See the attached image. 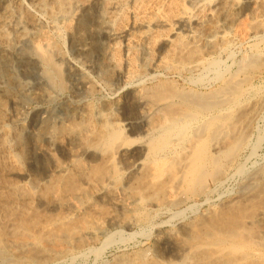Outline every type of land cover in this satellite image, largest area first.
Returning a JSON list of instances; mask_svg holds the SVG:
<instances>
[{
  "label": "bare ground",
  "instance_id": "6f19581e",
  "mask_svg": "<svg viewBox=\"0 0 264 264\" xmlns=\"http://www.w3.org/2000/svg\"><path fill=\"white\" fill-rule=\"evenodd\" d=\"M263 72L264 0H0V263L264 264Z\"/></svg>",
  "mask_w": 264,
  "mask_h": 264
},
{
  "label": "rangeland",
  "instance_id": "374dc122",
  "mask_svg": "<svg viewBox=\"0 0 264 264\" xmlns=\"http://www.w3.org/2000/svg\"><path fill=\"white\" fill-rule=\"evenodd\" d=\"M29 45V43H28ZM27 46V42L22 44L21 48H20V51L23 52V47ZM28 47V48H27ZM25 47V51L24 52H27L29 50V46ZM230 63V62H229ZM231 64V63H230ZM258 82V83H257ZM255 83L258 85L259 88H261L262 90V96H264V72L262 74H260L256 79H255ZM264 99V97H262V100ZM264 102V100H263ZM264 111V103H263V110ZM263 115H261V125H260V129L259 131H257L254 136V143H257L256 140V137H258V135L261 137V140H260V145H259V148H258V154L255 158H253L252 160H245L243 162H248L246 163L247 165V168H253L257 165H261L263 164L264 162V112H262ZM263 124V125H262ZM261 131V132H260ZM260 132V133H259ZM262 142V143H261ZM263 149V150H262ZM262 155H260V154ZM257 159V161H256ZM263 159V160H262ZM254 161V162H253ZM258 163H256V162ZM259 161V162H258ZM256 163V164H255ZM251 164V165H250ZM252 164H255L254 166ZM249 166V167H248ZM253 166V167H252ZM231 175V176H230ZM228 176V179L226 180V182H224V186L223 184L221 186L218 187V189H216V192L214 193V199L213 201L217 202L219 201L221 198V200H226V198L230 197V196H233V193L237 190L239 184H240V181L242 182L243 179H241L242 177L239 175V174H236V173H232ZM234 177V178H233ZM231 178V179H230ZM238 180V181H236ZM236 181V182H235ZM232 182V183H231ZM230 185H228V184ZM232 185L234 186V188L232 187ZM237 188H236V187ZM232 187V188H231ZM221 188V189H220ZM221 190V191H220ZM223 190V191H222ZM227 190V191H226ZM220 191V192H219ZM225 192H227L225 194ZM230 192V193H229ZM220 193V194H219ZM219 194V195H218ZM223 196H222V195ZM219 198H217V197ZM227 198V199H228ZM219 199V200H218ZM217 200V201H216ZM202 202L201 205H199L197 207V210L196 212L193 211V210H186V218L184 220L182 219H179V220H182V221H187V220H192L194 219V217H196L198 214H200V212L203 210V209H207L209 207V204L211 203H204ZM201 206V207H200ZM200 207V208H199ZM186 209V207L184 208ZM202 209V210H201ZM194 214V215H193ZM169 215V216H168ZM193 217H192V216ZM170 214L169 213H163L159 216L156 217L155 221H154V224L155 222H165V221H168L167 219H170ZM190 217V218H189ZM161 221V222H160ZM173 221V220H172ZM176 221H173V223L175 224ZM153 224V225H154ZM153 225L149 227V229L147 230V233H144L142 235V229L140 228V226L137 224L135 225L132 230H128L127 232L126 231H122L123 234H120V229L117 228V227H106V231L105 232H102V233H99L98 234V240H96V242L94 244H92V246L90 248H88L87 250H84V251H80L77 250L75 251L74 253L72 254H67V255H64V256H61V257H57L56 259H53L52 261H50L48 264H103L105 262H113L118 256H122V255H132L134 253L139 252L144 249H148V247L152 246L153 242H154V228H153ZM152 230H151V229ZM137 230V231H136ZM150 230V231H149ZM141 231V232H140ZM134 232V233H132ZM139 232L141 234H139ZM113 233V234H112ZM127 233V234H126ZM132 233V234H131ZM138 235H137V234ZM103 235V237H101ZM107 235H114L115 236V240L117 241L118 239H120V235H123L125 240H123V242L121 240H118V242H113L111 245H108V246H105L104 247V244L106 239H107ZM118 235V236H117ZM140 235V236H139ZM146 235V236H144ZM142 237V238H141ZM147 237V238H146ZM101 239V240H100ZM103 241V242H102ZM120 242V243H119ZM128 242V243H127ZM150 242V243H149ZM152 242V243H151ZM102 244V245H101ZM151 244V245H150ZM147 246V247H146ZM102 248L103 251H101V253H97V249H100ZM137 249V250H136ZM135 250V251H134ZM86 251V252H85ZM88 252V254H87ZM103 252V253H102ZM130 252V253H129ZM134 252V253H133ZM81 253H83L81 255ZM127 253V254H126ZM76 254V255H75ZM79 254V255H77ZM85 254V255H84ZM69 255V256H68ZM81 255V257H80ZM87 255V256H86ZM101 255V257H100ZM97 258H96V257ZM80 257V258H79ZM87 259V260H86ZM101 259V260H100ZM103 259V260H102ZM105 259V260H104ZM100 260V261H99ZM109 260V261H108ZM58 261V262H57ZM77 261V262H75ZM96 261V262H95ZM2 263V262H1ZM0 263V264H1ZM4 264V263H2Z\"/></svg>",
  "mask_w": 264,
  "mask_h": 264
}]
</instances>
